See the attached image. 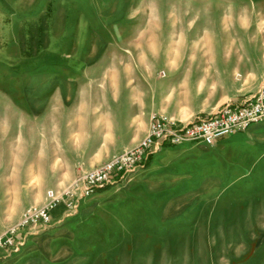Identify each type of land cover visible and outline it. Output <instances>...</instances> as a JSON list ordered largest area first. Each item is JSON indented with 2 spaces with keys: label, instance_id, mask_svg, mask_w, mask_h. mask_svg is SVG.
<instances>
[{
  "label": "rangeland",
  "instance_id": "obj_1",
  "mask_svg": "<svg viewBox=\"0 0 264 264\" xmlns=\"http://www.w3.org/2000/svg\"><path fill=\"white\" fill-rule=\"evenodd\" d=\"M77 1L0 0V236L46 192L72 185L73 171L54 167L82 151L87 136L103 130L109 145H126L146 124L148 132L151 117L186 123L264 87V0H131L122 23L89 26L76 40L75 18L86 17ZM44 65L76 84L78 97L101 101L103 118L75 121L65 104L31 112L27 87ZM247 181L211 217L158 229L157 264H264V175ZM100 231L81 263L117 264L119 256L128 264L132 250L116 243L130 247L132 238L113 229L104 249Z\"/></svg>",
  "mask_w": 264,
  "mask_h": 264
},
{
  "label": "crops",
  "instance_id": "obj_2",
  "mask_svg": "<svg viewBox=\"0 0 264 264\" xmlns=\"http://www.w3.org/2000/svg\"><path fill=\"white\" fill-rule=\"evenodd\" d=\"M77 2L86 17L75 18L76 40L86 36L89 26L109 29L119 25L132 9L131 0ZM54 56H59V51H54ZM42 70L27 87L28 107L37 117L54 114V107L65 104L75 121H88L90 116L93 121L103 118V109L97 108L102 106L101 101L78 97L77 85L61 81L55 65H44ZM249 98L234 100L230 105H240ZM146 133L147 124L133 142L111 146L106 131L100 130L87 136L84 149L68 162L63 157L57 159L54 168L72 170L73 183L82 173L135 147ZM262 175L264 120L214 145L190 143L153 149L141 168L119 185L81 200L76 212L67 211L61 204L52 212L46 228L21 231L14 249H0V264H82L80 251L89 247L100 228V235L104 233L107 240H101L102 248H110L109 234L116 229V234L128 235L134 241L130 247L116 243L118 249L132 250L131 257L125 258L128 264H157L158 229L162 233L175 232L189 227L196 218L211 217L216 207L226 201L232 187L249 184L247 180ZM120 259L112 258L117 264ZM243 260L248 261L249 256Z\"/></svg>",
  "mask_w": 264,
  "mask_h": 264
},
{
  "label": "built area",
  "instance_id": "obj_3",
  "mask_svg": "<svg viewBox=\"0 0 264 264\" xmlns=\"http://www.w3.org/2000/svg\"><path fill=\"white\" fill-rule=\"evenodd\" d=\"M263 120L264 87L240 105H227L205 118L187 123L151 117L147 134L134 148L82 173L61 193L46 192L41 207L23 211L19 220L0 236V249H14L18 234L25 229L46 228L51 222L52 212L59 205L62 204L67 211L76 212L81 200L119 185L143 166L153 149L161 150L190 143L214 145L219 140L244 132L251 125Z\"/></svg>",
  "mask_w": 264,
  "mask_h": 264
}]
</instances>
